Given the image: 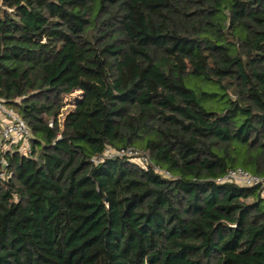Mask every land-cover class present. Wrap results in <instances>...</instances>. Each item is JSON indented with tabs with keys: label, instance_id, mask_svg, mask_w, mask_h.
I'll list each match as a JSON object with an SVG mask.
<instances>
[{
	"label": "trees",
	"instance_id": "1",
	"mask_svg": "<svg viewBox=\"0 0 264 264\" xmlns=\"http://www.w3.org/2000/svg\"><path fill=\"white\" fill-rule=\"evenodd\" d=\"M0 98V264H264V0H0Z\"/></svg>",
	"mask_w": 264,
	"mask_h": 264
},
{
	"label": "built area",
	"instance_id": "2",
	"mask_svg": "<svg viewBox=\"0 0 264 264\" xmlns=\"http://www.w3.org/2000/svg\"><path fill=\"white\" fill-rule=\"evenodd\" d=\"M0 113L3 114V119L0 122V150H9L11 144H19L22 142L21 148L26 151L30 150L29 141L31 139V131L25 120L19 116L13 109L8 108L0 98ZM10 143V145L8 144ZM108 157L129 156L135 162L139 160L141 165L149 163L148 157L141 156L133 151H121L120 153L108 152ZM7 165L6 163H4ZM4 176V172L1 174ZM236 182L244 187L259 186L264 193V177L256 176L242 168L231 169L227 174L219 180V182Z\"/></svg>",
	"mask_w": 264,
	"mask_h": 264
},
{
	"label": "rangeland",
	"instance_id": "3",
	"mask_svg": "<svg viewBox=\"0 0 264 264\" xmlns=\"http://www.w3.org/2000/svg\"><path fill=\"white\" fill-rule=\"evenodd\" d=\"M78 95H79V92H75L74 94L65 97V107L63 109V115L61 116L60 119H63L64 116L68 113V111L72 109L73 107L72 103L74 102V99L78 97ZM2 119H3V114L0 113V122L2 121ZM23 148L24 147L20 148V152L26 153V151L23 150ZM137 163L140 164L139 160H137Z\"/></svg>",
	"mask_w": 264,
	"mask_h": 264
}]
</instances>
